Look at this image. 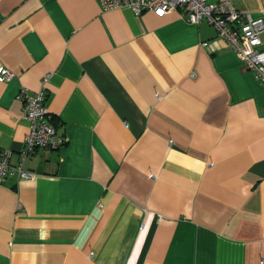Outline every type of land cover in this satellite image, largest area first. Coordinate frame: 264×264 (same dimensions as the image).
I'll return each instance as SVG.
<instances>
[{
	"label": "crops",
	"instance_id": "0c3cea01",
	"mask_svg": "<svg viewBox=\"0 0 264 264\" xmlns=\"http://www.w3.org/2000/svg\"><path fill=\"white\" fill-rule=\"evenodd\" d=\"M46 76L65 143L0 182V264H264V86L213 25L179 9L0 0L12 165L28 132L19 90Z\"/></svg>",
	"mask_w": 264,
	"mask_h": 264
},
{
	"label": "built area",
	"instance_id": "2783aa9c",
	"mask_svg": "<svg viewBox=\"0 0 264 264\" xmlns=\"http://www.w3.org/2000/svg\"><path fill=\"white\" fill-rule=\"evenodd\" d=\"M102 11L128 7L135 15L144 11H151L158 17L179 9L181 16L190 23L196 24L205 19L213 25L219 38L235 52L244 67L252 71L264 86V44L261 35L264 33V9L257 17L249 12L235 7L229 0H95ZM202 45H208L203 42ZM6 81L13 77L7 69L1 70ZM43 77L41 86L34 92L21 87L18 96L23 101L22 113L28 123V132L25 136L23 149L19 156V163H9L10 151L0 152V182L8 178H28L31 173L23 169L26 156L37 149L56 150L65 143L63 136L57 134L51 120Z\"/></svg>",
	"mask_w": 264,
	"mask_h": 264
}]
</instances>
